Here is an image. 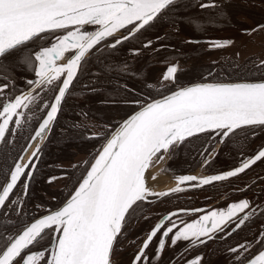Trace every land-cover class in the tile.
Returning a JSON list of instances; mask_svg holds the SVG:
<instances>
[{
    "label": "snow or ice",
    "instance_id": "1",
    "mask_svg": "<svg viewBox=\"0 0 264 264\" xmlns=\"http://www.w3.org/2000/svg\"><path fill=\"white\" fill-rule=\"evenodd\" d=\"M183 6L184 0H0V144L9 143L8 138L15 136L14 129L28 120L26 110L38 99L40 90L49 89L53 98L44 104L46 114L30 137L32 141L43 140L90 53L101 44L116 49L165 16L170 17L174 30L179 32L176 25L182 22L179 17ZM198 6L219 7L215 0L211 3L198 0ZM89 25L97 27L90 31ZM121 30L127 34L117 36ZM257 30H264V24L251 31ZM208 43L219 49L233 41L216 39ZM151 45L149 40L143 47ZM66 53L71 56L62 62ZM259 67L264 68V61ZM20 68H31L34 76L23 80V88L18 85L16 75ZM177 71L178 64L169 66L163 80L174 82ZM24 75H28L26 70ZM208 76L213 79L205 77L204 82L165 89L166 95L157 92L125 99L124 103L132 105L133 110L111 130L106 129L102 148L92 162H86V174L55 209L45 208L31 217H26L23 211L21 196L27 195L41 151L39 145L27 161L23 155L14 159L0 184V217L7 221L0 224V264H118L115 257L131 220L139 218L135 214L140 205L149 196L168 194L152 192L146 185L145 172L154 161L164 160L170 151L201 134L215 133L223 143L238 130L257 127L264 130V78L232 81L216 79L211 72ZM124 88L131 91L126 85ZM91 90L96 88L93 86ZM28 148L31 144L24 151ZM257 162H264V147L221 174L202 178L181 175L177 180L208 185L245 173ZM56 179L50 177L49 183ZM17 187L21 188V195L12 198ZM171 191L179 192L181 188L177 186ZM261 197L264 188L256 199ZM262 205L264 201L253 206L252 200L240 199L226 210H210L199 219L181 221L182 227L172 220L178 213L171 212L147 233L132 264H146V250L158 234L157 258L169 240L172 246L182 240L196 246L231 236L257 214V209L264 215ZM36 207L39 209L40 205ZM258 242L264 245V231ZM248 250L247 242L228 249L239 264H264V248L250 258L244 256ZM202 262L203 256L196 255L187 264Z\"/></svg>",
    "mask_w": 264,
    "mask_h": 264
},
{
    "label": "flooded vegetation",
    "instance_id": "2",
    "mask_svg": "<svg viewBox=\"0 0 264 264\" xmlns=\"http://www.w3.org/2000/svg\"><path fill=\"white\" fill-rule=\"evenodd\" d=\"M202 2L211 3L212 0ZM215 3L219 7L201 9L198 0H184L185 6L180 8L179 17L182 22L176 25L179 32L174 30L170 17L165 16L116 49L101 44L98 50L88 55L87 62L62 102L56 120L39 146L41 151L27 195L21 196L26 217L38 216L45 208L55 209L68 198L78 186L77 181L86 174V162H92L97 150L105 143L106 129L111 130L133 110L132 105L124 103L125 99L133 95H156L157 92L166 95L168 91L165 89L175 90V87L204 82L205 77L213 79L208 76L210 72L214 78L221 80L264 78V68L259 67L264 61V30L251 31L264 24V0H215ZM126 34V30H121L116 35ZM216 39H230L233 43L224 48H211L208 41ZM149 40L152 45L144 48ZM189 40L199 43H188ZM136 50H139L138 55ZM70 56L71 53H66L62 62H67ZM173 64H178L175 81H164V73ZM16 75L21 88L25 78H34L31 68L17 69ZM125 85L131 91H126ZM93 86L96 91L91 90ZM53 95L52 90H40L38 99L29 106L30 110H26L28 120L21 128L14 129L15 136L8 138L7 145L0 144V184L4 182L14 159L26 155L24 149L32 143L30 137L46 114L44 104L50 102ZM261 147H264V130L259 127L238 130L223 143L215 133H206L189 138L179 148L170 151L164 160L154 161V165H163L162 174L202 178L239 166L242 158L254 155ZM53 176L57 179L49 183V178ZM262 180L264 162H257L245 173L225 181L208 185L187 181L179 192L149 196L135 214L139 218L132 219L128 225L115 260L118 264H132L147 233L171 212L178 213L172 220L182 227L181 221L187 223L199 219L210 210H226L240 199L252 200L253 206L261 203L264 197L257 200L256 196L264 188ZM248 186L251 188L245 191ZM20 195L21 188L17 187L12 198ZM37 205H40L39 209ZM180 209L188 211L181 212ZM192 209L203 211L194 212ZM12 219L15 220V217ZM6 223L0 217V224ZM263 223L264 215H260L257 209V214L231 236L196 246L183 240L172 246L169 240L159 258L158 234L146 250V264H187L196 255L203 256L202 264H239L228 249L247 242L249 250L244 256L250 258L258 253L264 248L258 242L259 228Z\"/></svg>",
    "mask_w": 264,
    "mask_h": 264
},
{
    "label": "water",
    "instance_id": "3",
    "mask_svg": "<svg viewBox=\"0 0 264 264\" xmlns=\"http://www.w3.org/2000/svg\"><path fill=\"white\" fill-rule=\"evenodd\" d=\"M97 26L95 25H89L87 26L88 30L94 31ZM193 84V83H191ZM191 84H188L186 86H190ZM53 124V123H52ZM52 124L50 125V129L52 127ZM50 131V130H49ZM42 143V140L37 139L36 141H32L31 148H28V151L26 155L24 156L25 161L28 160V157L31 156L32 151L36 149V147ZM162 166L163 165H152L149 166V168L145 172V182L147 187L152 192L156 193H171V189L176 188L179 186L182 188L185 182L181 183L177 180V177L168 175V174H162ZM153 177H155L153 179ZM187 182V181H186ZM264 231V223L260 226L259 232Z\"/></svg>",
    "mask_w": 264,
    "mask_h": 264
}]
</instances>
